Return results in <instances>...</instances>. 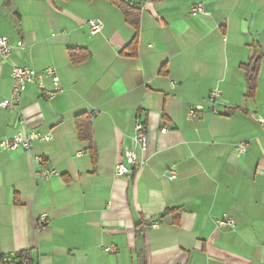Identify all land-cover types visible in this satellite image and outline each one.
Here are the masks:
<instances>
[{
    "label": "crops",
    "instance_id": "crops-1",
    "mask_svg": "<svg viewBox=\"0 0 264 264\" xmlns=\"http://www.w3.org/2000/svg\"><path fill=\"white\" fill-rule=\"evenodd\" d=\"M124 1L140 9L135 49L109 1L0 0V38L22 43L0 58V104L14 68L51 69L44 89L58 87L48 100L29 85L16 110L0 107V141L50 138L27 152L0 146V261L30 251L34 264H264V0ZM69 50L89 58L72 65ZM214 89L223 105L208 102ZM136 122L143 165L116 178ZM224 216L233 228H217Z\"/></svg>",
    "mask_w": 264,
    "mask_h": 264
},
{
    "label": "built area",
    "instance_id": "built-area-1",
    "mask_svg": "<svg viewBox=\"0 0 264 264\" xmlns=\"http://www.w3.org/2000/svg\"><path fill=\"white\" fill-rule=\"evenodd\" d=\"M190 15L195 17L203 14L204 6L202 4L191 5L189 8ZM88 27L90 35H95L102 30V22L99 20L88 21ZM22 47L21 42H17L15 45L10 42L8 38H0V58L5 60L16 50ZM53 70L48 69L44 73L37 72L29 68H14L11 72L12 90L11 96L1 102L0 107L9 110H16L21 99L22 94L26 91L27 87L32 84H36L37 87L43 91L45 97L48 100H52L54 97V92L58 90V87L54 89V92H49L44 89L43 79L53 75ZM208 102L211 105H223V100L220 97V91L214 89L210 92ZM202 111V107H196L190 109L188 118L193 119L197 117L198 112ZM264 124V121L262 122ZM162 134L166 133V130L161 131ZM50 141L49 136H40L35 133H30L28 135L19 133L14 135L12 138H3L0 141V146L2 149L8 152H20V151H30L34 142L47 143ZM148 144V134L146 127L140 122H136L134 125L133 135L130 138V144L123 148L122 156L123 160L115 165L114 176L116 178H123L131 175L133 170L138 169L143 165L140 155L144 153L147 149ZM247 148V143L242 142L234 148V154L237 156L242 155ZM36 163L41 164L38 158L34 159ZM52 171H43L40 174V179H44L47 176L53 175ZM174 173L170 175V179H175ZM217 228H233L235 222L225 216L217 221ZM156 227V225H154ZM106 251H111L106 249Z\"/></svg>",
    "mask_w": 264,
    "mask_h": 264
},
{
    "label": "trees",
    "instance_id": "trees-1",
    "mask_svg": "<svg viewBox=\"0 0 264 264\" xmlns=\"http://www.w3.org/2000/svg\"><path fill=\"white\" fill-rule=\"evenodd\" d=\"M106 1L112 3L122 13L126 23L134 29L135 36L130 46L135 49L137 44L138 31H139V15H140L139 7L132 6L129 3L125 2L124 0H106ZM152 1H161V0H152ZM78 53H82L83 56L80 58L76 57V54ZM131 56L133 57L136 56V53L132 52ZM68 57L72 65H78L88 60L89 54L85 51L69 50ZM260 60L261 57H255L251 65L247 67H243V71L245 74V81H246V93H245L246 99L254 98L256 92V86H257V77L260 67ZM77 133L80 140L91 143L90 124L81 125L78 122ZM93 160L95 161L94 152H93ZM0 264H34V260L32 258V253L30 251H22L14 254L9 258L1 259Z\"/></svg>",
    "mask_w": 264,
    "mask_h": 264
}]
</instances>
